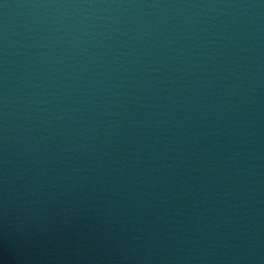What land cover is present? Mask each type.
Segmentation results:
<instances>
[{
  "label": "water",
  "instance_id": "1",
  "mask_svg": "<svg viewBox=\"0 0 264 264\" xmlns=\"http://www.w3.org/2000/svg\"><path fill=\"white\" fill-rule=\"evenodd\" d=\"M0 264H264V0H0Z\"/></svg>",
  "mask_w": 264,
  "mask_h": 264
}]
</instances>
